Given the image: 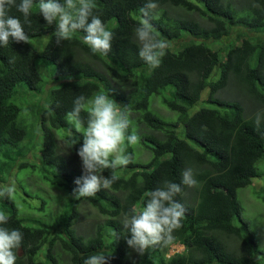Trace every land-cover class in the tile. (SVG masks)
Returning <instances> with one entry per match:
<instances>
[{
    "label": "trees",
    "instance_id": "trees-1",
    "mask_svg": "<svg viewBox=\"0 0 264 264\" xmlns=\"http://www.w3.org/2000/svg\"><path fill=\"white\" fill-rule=\"evenodd\" d=\"M94 2L114 33L107 55L84 44L83 30L58 46L38 0L25 25L28 43L0 46V180L16 184L14 172L25 169L38 193L19 185L21 201L13 193L0 198L6 226L23 233L16 264H83L97 253L110 255L108 264H258L253 255L264 252L241 216L236 190L263 174L264 0H154L153 30L168 44L155 69L139 57L135 37L147 0ZM9 15L23 23L15 7ZM29 93L33 100L14 102ZM97 94L129 114L128 134L139 141L124 146L132 162L114 170L119 179L110 189L77 199L70 193L82 175L76 150L83 137L67 113L77 96ZM199 101L207 105L189 114ZM71 135L78 142L65 154ZM189 168L191 187L181 184ZM164 181L181 185L175 199L187 210L182 227L171 242L139 256L128 248L121 221ZM176 243L184 250L169 254Z\"/></svg>",
    "mask_w": 264,
    "mask_h": 264
},
{
    "label": "clouds",
    "instance_id": "clouds-1",
    "mask_svg": "<svg viewBox=\"0 0 264 264\" xmlns=\"http://www.w3.org/2000/svg\"><path fill=\"white\" fill-rule=\"evenodd\" d=\"M35 0H0V46H7L10 39L17 43H28L29 36L25 25H31L32 8ZM15 7L23 15V23L18 17L9 15ZM94 0H38V14L46 25H55L54 38L59 46L71 40L73 33L83 30V42L93 53L107 55L112 50L114 33L105 28L102 19L94 13ZM157 4L147 0L140 9L142 18L135 28L139 41V57L155 69L160 66L166 54L167 41L157 37L151 23V14ZM87 112L86 120L81 116ZM129 114L122 111L107 94H97L91 99L77 96L73 108L67 113L69 123L76 132L81 133L83 142L76 150L82 165V175L75 179L76 187L70 193L73 198L95 197L102 189H110L119 177L114 170L126 167L132 157L126 153L125 145H135L139 141L135 133L129 135ZM260 130V117L255 121ZM264 135V132L261 133ZM78 142L71 135L65 141V154ZM113 174L105 177V170ZM196 183L192 169L182 173L181 184L194 186ZM182 191L181 185L164 181L162 187L148 191L143 207L130 209L121 221L123 238L128 246L139 256L156 245L168 244L173 233L182 227L186 208L175 197ZM11 186L0 188V198H10ZM10 217L0 211V264H16L17 254L22 246L23 233L16 228H8ZM115 233V231H114ZM179 245L178 243L173 244ZM181 245V244H180ZM183 246V245H181ZM171 249V248H170ZM174 249V247H173ZM178 251L174 250L173 252ZM169 251V254L173 253ZM110 255L97 253L84 259L83 264H108Z\"/></svg>",
    "mask_w": 264,
    "mask_h": 264
},
{
    "label": "rangeland",
    "instance_id": "rangeland-1",
    "mask_svg": "<svg viewBox=\"0 0 264 264\" xmlns=\"http://www.w3.org/2000/svg\"><path fill=\"white\" fill-rule=\"evenodd\" d=\"M262 36L264 35L263 33ZM33 43V40H32ZM54 86V85H52ZM46 93H47V88H46ZM207 92L204 90L202 94V100H205ZM25 99L21 100L20 98L14 99V102L16 104H26L28 103L29 100H33L34 96H32L31 93L26 94ZM25 100V101H24ZM207 105L202 101H199L196 105H194L192 108L189 110V114L192 112L196 111L199 109L200 106ZM159 112L162 113L165 116H170L172 117L175 116V114H170L166 108H159ZM31 156V155H29ZM257 167L260 172L263 174L259 177L253 178V182L250 185H247L245 187L238 188L236 190V196L237 199L239 200L242 210H241V216L242 218L247 221L250 229L252 230L256 240H257V246L258 249L262 252H264V199L262 197L264 196V160L260 161L257 164ZM15 175L18 179V182L16 184H12L13 180L12 177H10V180H6V182H2L0 180V188L6 187V186H11L13 188V195L16 201H21V197L23 195V191H21L20 187L24 189H29L36 193L35 187L33 184L30 182L29 184V178L27 175H25L26 170L25 169H19L16 170ZM39 175V174H38ZM37 178V176H36ZM37 180V179H36ZM20 185V187H19ZM18 187V189L16 188ZM19 191V192H18ZM39 192V191H37ZM55 192V191H53ZM258 192V194H257ZM20 194V195H19ZM38 194V193H36ZM23 207H21L22 209ZM238 224V220L236 221ZM230 244H234L232 240H229ZM175 250L182 251L184 250V247L179 245H174L173 246ZM254 258L256 259L258 264H264V254L262 253H255Z\"/></svg>",
    "mask_w": 264,
    "mask_h": 264
},
{
    "label": "built area",
    "instance_id": "built-area-1",
    "mask_svg": "<svg viewBox=\"0 0 264 264\" xmlns=\"http://www.w3.org/2000/svg\"><path fill=\"white\" fill-rule=\"evenodd\" d=\"M175 249H173V247H171L170 251L173 252Z\"/></svg>",
    "mask_w": 264,
    "mask_h": 264
}]
</instances>
